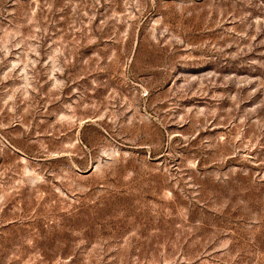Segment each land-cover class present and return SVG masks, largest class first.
I'll list each match as a JSON object with an SVG mask.
<instances>
[{
    "label": "rangeland",
    "instance_id": "1",
    "mask_svg": "<svg viewBox=\"0 0 264 264\" xmlns=\"http://www.w3.org/2000/svg\"><path fill=\"white\" fill-rule=\"evenodd\" d=\"M0 264H264V0H0Z\"/></svg>",
    "mask_w": 264,
    "mask_h": 264
}]
</instances>
